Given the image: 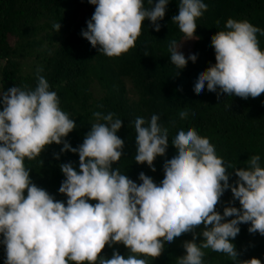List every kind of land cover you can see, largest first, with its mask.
<instances>
[{"label":"clouds","instance_id":"clouds-1","mask_svg":"<svg viewBox=\"0 0 264 264\" xmlns=\"http://www.w3.org/2000/svg\"><path fill=\"white\" fill-rule=\"evenodd\" d=\"M88 2L95 5V11L82 36L101 54L119 57L135 47L146 19L156 32L161 30L159 21L164 19L170 0H147L149 7L144 0ZM178 6L172 22L187 40L197 39L196 20L208 5L203 0H180ZM53 28L58 32L61 24L54 23ZM225 29L211 37L216 63L199 74L194 92L201 94L206 86L218 99L223 94L258 98L264 94V51L257 34L264 36V29L247 19L232 18ZM182 47L176 40L168 46L170 61L179 70L186 68L189 60L195 63L198 59L196 54L186 57ZM40 71L34 89L15 86L0 93V244L5 247L4 264H149L140 257L158 258L166 243L187 233L193 238L183 242L185 254L176 264H204V249L226 254L234 264H262L256 257L240 259L241 252L232 242L241 224H250V234L264 236V166L259 155L251 156L247 167L234 168L217 155L209 138L195 128H181L171 142L177 154L163 165V180L157 184L141 172L142 183L138 184L113 167L124 156L125 141L118 135L123 121L115 118V113L94 112L97 122L83 143L72 147L64 138L77 128L76 121L61 109L58 93L50 90ZM179 116L186 119L188 111H180ZM159 120L154 114L150 121L143 117L133 121L135 162L146 163L153 172L154 161L165 156L169 147L168 130ZM53 143L63 144L62 152L79 155V171L72 162L60 165L66 178L59 192L66 194V204L37 186L31 180V169L25 166V158L40 157ZM230 168L237 177L231 184ZM229 188L233 194L229 203L238 200L240 207L226 206L221 214L217 205ZM116 244L127 247V258L119 251L110 258L102 255L106 246Z\"/></svg>","mask_w":264,"mask_h":264},{"label":"trees","instance_id":"trees-1","mask_svg":"<svg viewBox=\"0 0 264 264\" xmlns=\"http://www.w3.org/2000/svg\"><path fill=\"white\" fill-rule=\"evenodd\" d=\"M203 2L208 10L196 20L197 39L187 40L178 24L172 22V17L178 14L180 0H170L164 19L159 21L162 25L159 32L146 19L135 47L119 57H107L82 36L95 11V5L88 0H0V93L15 86L34 89L38 69H42L39 75L48 80L50 90L58 93L61 109L76 121L77 128L64 138L74 148L83 143L91 125L97 122L94 112L115 113V118L123 121L118 135L125 141V148L124 156L113 167H118L121 174L138 184L142 183L139 180L141 172L157 184L163 180V165L177 154L171 142L181 128L185 131L195 128L201 136L209 138L217 155L234 168L247 167L253 155H259L261 166H264V94L245 100L227 94L218 99L206 86L201 94L194 92L199 74L216 63L211 37L226 30L229 18L247 19L264 29V0ZM144 3L149 7L147 0ZM54 23L61 24L58 32L53 28ZM257 36L260 49L264 51V36L259 33ZM172 40L183 43L181 51L186 57L196 54L197 61L189 60L186 68L177 69L168 51ZM0 110H3L2 102ZM183 110L188 111V116L182 120L179 113ZM154 114L160 117L158 123L169 133V147L165 156H158L154 161L155 172L146 163L135 162L133 124L137 117L150 121ZM62 148L63 144L53 143L40 157L25 158V166L31 169V180L37 186L66 204V194L59 192L66 178L60 165L72 162L79 171V155L62 152ZM228 170L233 172L229 179L231 184L237 177L233 169ZM232 200L229 188L221 197L217 210L223 214L226 206L240 207L238 200L230 204ZM89 203L94 205L97 201L89 200ZM249 227L250 224H241V231L232 242L241 252L240 259L256 257L264 264V236L250 234ZM2 238L0 235V240ZM192 238V233L183 234L173 243H166L158 258H140H146L149 264H176L177 258L185 254L183 242ZM202 239L199 237L197 242ZM114 251L125 258L129 253L126 246L116 244L106 246L102 255L110 258ZM204 251V264H234L226 254L211 249ZM5 259V247L0 244V264H4Z\"/></svg>","mask_w":264,"mask_h":264},{"label":"rangeland","instance_id":"rangeland-1","mask_svg":"<svg viewBox=\"0 0 264 264\" xmlns=\"http://www.w3.org/2000/svg\"><path fill=\"white\" fill-rule=\"evenodd\" d=\"M202 43H207V41H202Z\"/></svg>","mask_w":264,"mask_h":264}]
</instances>
